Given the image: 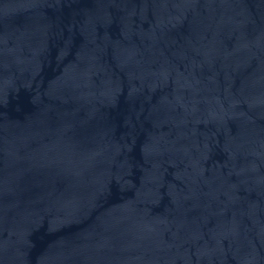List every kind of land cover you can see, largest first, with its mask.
<instances>
[{"label": "water", "instance_id": "95a60500", "mask_svg": "<svg viewBox=\"0 0 264 264\" xmlns=\"http://www.w3.org/2000/svg\"><path fill=\"white\" fill-rule=\"evenodd\" d=\"M0 264H264V0H0Z\"/></svg>", "mask_w": 264, "mask_h": 264}]
</instances>
